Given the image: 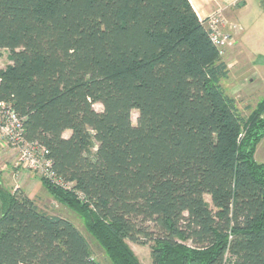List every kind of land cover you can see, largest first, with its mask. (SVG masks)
Masks as SVG:
<instances>
[{
  "label": "trees",
  "instance_id": "1",
  "mask_svg": "<svg viewBox=\"0 0 264 264\" xmlns=\"http://www.w3.org/2000/svg\"><path fill=\"white\" fill-rule=\"evenodd\" d=\"M206 20L189 0H0V101L112 264H142L128 240L153 264H264V97L241 113ZM0 211V264H103L23 189Z\"/></svg>",
  "mask_w": 264,
  "mask_h": 264
},
{
  "label": "rangeland",
  "instance_id": "2",
  "mask_svg": "<svg viewBox=\"0 0 264 264\" xmlns=\"http://www.w3.org/2000/svg\"><path fill=\"white\" fill-rule=\"evenodd\" d=\"M221 29L226 31L223 26L221 27ZM253 40L254 41L252 45L250 44V46H253V48L245 50L246 55L244 57L247 58V56H249V51L252 52L255 49H258L255 51H260V54L255 55L254 59H252L253 63L251 64V66H247L245 64L242 66L240 64V61L235 59L231 60L236 52L234 49L229 51L228 54L227 51H225L226 54L223 55L225 60L228 61L227 64L230 69V74L225 80H223L222 84L226 91L236 98L239 110L244 116H247L264 97V92H256L252 94V96H247L244 94L243 90L239 89V86H237V83H239L238 77L241 73H243V76H245L246 79H240V84L243 85V83H247L249 79L251 80L252 78H254L257 84H260L262 87L264 85V32L261 33V36H258ZM244 57L242 59H245ZM11 61L12 60L9 50L2 49L0 54L1 65L5 66L8 63H11ZM241 67L243 68V71H241L240 73L239 69ZM261 91H264V89H262ZM95 108L97 110L103 109L100 103L95 104ZM132 116L133 121L136 122L137 111L134 110ZM65 135L68 136L69 131L66 132ZM19 156V149L9 147L5 142L0 140V188L15 191L20 180L18 174L16 173L18 171V167L15 165L16 160ZM255 157L258 161L264 162V138L261 140L257 147ZM26 169L33 171L30 168ZM34 173L39 177L34 176L32 178L33 181L30 182V187L32 189L31 195L35 196L38 205L49 213L62 215L70 219L83 233V235L89 242L94 257L97 260L101 261L103 264H112L105 250L100 245L95 235L90 231L86 218L80 213L64 205L47 189L42 192V189L40 188H42L43 184L41 179H39L42 176L37 171H34ZM23 178L24 177L22 176L21 179ZM33 189L34 192H32ZM208 200L210 201L209 197ZM128 244L135 252L142 264H153L150 244H139L130 240H128Z\"/></svg>",
  "mask_w": 264,
  "mask_h": 264
},
{
  "label": "crops",
  "instance_id": "3",
  "mask_svg": "<svg viewBox=\"0 0 264 264\" xmlns=\"http://www.w3.org/2000/svg\"><path fill=\"white\" fill-rule=\"evenodd\" d=\"M192 7L194 8L196 14L200 20H206L210 16L220 14L223 18V28L228 31L232 36V41L229 43L226 48L227 54L231 50H235V55L231 60H238L243 66H251L252 59L255 55L260 54V51H249V56L245 58V50L252 49L253 39L261 36V33L264 32V0H189ZM262 49V48H260ZM256 52V53H254ZM254 53V54H253ZM226 54V53H225ZM252 54V56H251ZM260 56V55H258ZM245 59H242V58ZM228 62V61H227ZM1 65V63H0ZM240 73L243 71L241 67L239 69ZM230 74V72H229ZM245 76L243 73L239 74L237 86L239 89H242L244 94L247 96H252L256 92L264 89L260 84L255 82V79L252 78L247 83L240 84V79L243 80ZM226 79V78H225ZM223 79V80H225ZM246 79V78H245ZM222 80V82H223ZM16 172L19 176V183L16 188L23 189L25 193L31 195L30 182L33 181V177L37 176L34 171L27 170L24 167H18ZM24 177L21 179V177ZM40 179V178H39ZM35 187V186H34ZM42 192L46 190V187L43 185ZM34 192V189L33 191ZM37 202V201H36ZM38 204V203H37Z\"/></svg>",
  "mask_w": 264,
  "mask_h": 264
},
{
  "label": "built area",
  "instance_id": "4",
  "mask_svg": "<svg viewBox=\"0 0 264 264\" xmlns=\"http://www.w3.org/2000/svg\"><path fill=\"white\" fill-rule=\"evenodd\" d=\"M210 36L222 55L232 41L229 32L221 29L223 18L220 14L210 16L206 20ZM0 140L9 147L19 149L20 156L16 160L17 167L30 168L52 183L63 185L53 169V161L48 157L49 150L38 141H29L24 136V118L13 108L11 103L0 101Z\"/></svg>",
  "mask_w": 264,
  "mask_h": 264
},
{
  "label": "water",
  "instance_id": "5",
  "mask_svg": "<svg viewBox=\"0 0 264 264\" xmlns=\"http://www.w3.org/2000/svg\"><path fill=\"white\" fill-rule=\"evenodd\" d=\"M2 211H0V215H1Z\"/></svg>",
  "mask_w": 264,
  "mask_h": 264
}]
</instances>
